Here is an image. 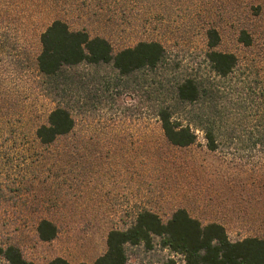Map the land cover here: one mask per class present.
Masks as SVG:
<instances>
[{
	"label": "rangeland",
	"instance_id": "1",
	"mask_svg": "<svg viewBox=\"0 0 264 264\" xmlns=\"http://www.w3.org/2000/svg\"><path fill=\"white\" fill-rule=\"evenodd\" d=\"M257 2L0 0V124L9 127L4 138L12 139L6 152L13 163L0 166L1 186L12 189L0 203V244L20 247L35 264L57 258L95 264L107 252L109 233L129 228L140 211L167 222L182 208L203 224H222L232 241L264 237V145H256L255 119L237 122L235 138L222 139L217 152L207 149L202 135L178 150L166 144L151 115L142 119L138 98L125 96L95 105L70 137L51 148H41L33 135L54 108L37 90L34 59L41 34L55 21L105 38L117 51L160 42L185 69L203 62L207 32L217 28L218 50L244 58L251 65L248 88L261 91L264 9L255 17ZM240 24L257 30L254 49L238 42ZM40 219L58 226L56 240L40 241ZM154 246L127 247L128 264H183L159 240Z\"/></svg>",
	"mask_w": 264,
	"mask_h": 264
},
{
	"label": "trees",
	"instance_id": "2",
	"mask_svg": "<svg viewBox=\"0 0 264 264\" xmlns=\"http://www.w3.org/2000/svg\"><path fill=\"white\" fill-rule=\"evenodd\" d=\"M260 1L253 5L255 17L264 9V0ZM237 33L246 50L256 47L257 30L250 24H240ZM207 38L203 62L185 69L160 42H140L117 51L105 38H92L55 21L41 34V51L34 59L37 90L54 105L47 122L34 130L36 143L53 147L70 137L78 119L89 117L95 105L103 107L104 102L129 96L138 98L142 119L151 115L174 149L191 148L202 135L207 149L217 152L222 139L235 138L237 122L254 119L260 136L256 145H264V90L248 88L251 65L235 53L218 50L222 35L217 28L209 29ZM9 132L7 124H0V166H13L6 152L12 139L4 138ZM11 191L0 184V203ZM37 233L40 241L50 243L57 239L59 228L40 219ZM156 240L162 249L182 256L183 264H264V237L232 241L225 226L203 224L183 208L167 222L150 210L140 211L129 228L109 233L107 252L95 264H128L127 247L152 250ZM0 264L35 263L20 247L0 244ZM48 264L70 263L57 258Z\"/></svg>",
	"mask_w": 264,
	"mask_h": 264
}]
</instances>
